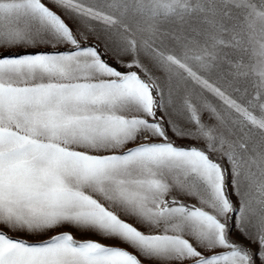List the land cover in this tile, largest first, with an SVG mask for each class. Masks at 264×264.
<instances>
[{
  "label": "snow or ice",
  "instance_id": "6c2138e0",
  "mask_svg": "<svg viewBox=\"0 0 264 264\" xmlns=\"http://www.w3.org/2000/svg\"><path fill=\"white\" fill-rule=\"evenodd\" d=\"M0 264H264V0H0Z\"/></svg>",
  "mask_w": 264,
  "mask_h": 264
}]
</instances>
